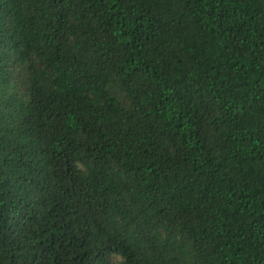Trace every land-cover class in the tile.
<instances>
[{
    "label": "trees",
    "instance_id": "trees-1",
    "mask_svg": "<svg viewBox=\"0 0 264 264\" xmlns=\"http://www.w3.org/2000/svg\"><path fill=\"white\" fill-rule=\"evenodd\" d=\"M0 264H264V0H0Z\"/></svg>",
    "mask_w": 264,
    "mask_h": 264
}]
</instances>
